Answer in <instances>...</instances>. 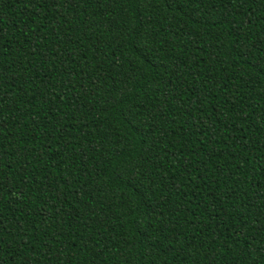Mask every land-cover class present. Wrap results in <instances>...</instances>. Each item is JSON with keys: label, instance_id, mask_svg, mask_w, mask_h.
<instances>
[{"label": "trees", "instance_id": "16d2710c", "mask_svg": "<svg viewBox=\"0 0 264 264\" xmlns=\"http://www.w3.org/2000/svg\"><path fill=\"white\" fill-rule=\"evenodd\" d=\"M0 264H264V0H0Z\"/></svg>", "mask_w": 264, "mask_h": 264}]
</instances>
